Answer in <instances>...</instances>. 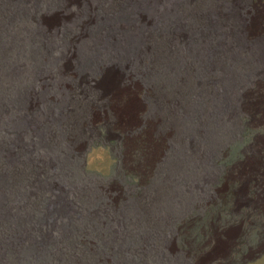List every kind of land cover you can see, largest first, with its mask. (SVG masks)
I'll use <instances>...</instances> for the list:
<instances>
[{"label": "rangeland", "instance_id": "1", "mask_svg": "<svg viewBox=\"0 0 264 264\" xmlns=\"http://www.w3.org/2000/svg\"><path fill=\"white\" fill-rule=\"evenodd\" d=\"M0 264H264V0H0Z\"/></svg>", "mask_w": 264, "mask_h": 264}]
</instances>
